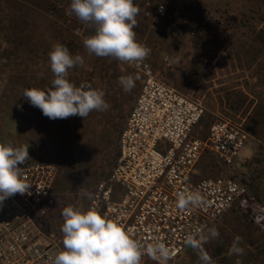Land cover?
I'll return each instance as SVG.
<instances>
[{
    "label": "rangeland",
    "instance_id": "rangeland-1",
    "mask_svg": "<svg viewBox=\"0 0 264 264\" xmlns=\"http://www.w3.org/2000/svg\"><path fill=\"white\" fill-rule=\"evenodd\" d=\"M71 0H0V143L29 148L26 162L57 167L52 196L38 214L47 240L63 246L62 209L87 210L96 186L108 179L118 157L120 135L142 87L141 76L113 57L89 54L83 45L94 29L70 14ZM140 12L136 40L153 50L157 77L203 104L199 127L205 135L216 121L229 120L250 135L241 156L226 164L207 155L202 178H232L264 204V0H134ZM164 5L166 18L155 11ZM158 27L156 31L154 27ZM60 43L83 65L68 70L75 86L82 82L104 93L110 105L84 119H49L23 97L25 89L47 90L54 75L49 52ZM131 75L125 92L119 77ZM216 228L219 237L211 238ZM236 237L243 255H228ZM213 264H264V227L230 212L199 241ZM141 264H152L144 263ZM173 264H200L192 249Z\"/></svg>",
    "mask_w": 264,
    "mask_h": 264
},
{
    "label": "built area",
    "instance_id": "built-area-1",
    "mask_svg": "<svg viewBox=\"0 0 264 264\" xmlns=\"http://www.w3.org/2000/svg\"><path fill=\"white\" fill-rule=\"evenodd\" d=\"M155 13L166 18V7ZM144 46L151 50L145 60L123 62L141 76L142 87L120 135L112 172L96 186L88 208L94 206L118 223L142 245V252L146 244L163 241L174 253L167 264H173L188 254L187 236L199 242L230 212L243 213L264 227V204L232 178L200 176L207 155L232 164L250 135L229 120L216 121L200 135L205 107L162 82L154 69V52ZM20 167L22 179L31 186L0 204V264H53L64 248L43 235L38 214L51 199L57 167L44 162ZM181 193H199L202 203L178 208ZM142 262L157 264L146 253Z\"/></svg>",
    "mask_w": 264,
    "mask_h": 264
},
{
    "label": "clouds",
    "instance_id": "clouds-1",
    "mask_svg": "<svg viewBox=\"0 0 264 264\" xmlns=\"http://www.w3.org/2000/svg\"><path fill=\"white\" fill-rule=\"evenodd\" d=\"M69 12L94 29V34L83 40L89 54L113 57L126 63L142 62L149 56L151 50L136 40L134 28L140 9L134 0H71ZM49 58L54 75L51 87L46 91L37 88L23 91V97L44 116L53 120L72 116L86 119L91 112L106 111L110 107L102 91L91 89L86 82L77 87L67 79L69 69L83 65L84 58L80 54L73 56L67 47L56 43ZM119 84L129 92L135 81L131 75L121 76ZM28 159L29 148L0 143V204L9 197L28 192L31 185L22 179L20 167ZM84 195L93 200L92 193ZM201 203L199 193H181L177 199V207L181 209ZM61 216L64 250L55 255L53 264H141L145 253L157 264H167L174 255L163 241L146 244L142 252V245L129 232L94 206L84 210L67 205ZM210 236L219 237V231L210 229ZM239 242L240 238L236 237L229 248V256L244 254ZM186 244L197 250L200 264H213L212 257L193 236L186 237ZM236 264L241 262L237 260Z\"/></svg>",
    "mask_w": 264,
    "mask_h": 264
},
{
    "label": "water",
    "instance_id": "water-1",
    "mask_svg": "<svg viewBox=\"0 0 264 264\" xmlns=\"http://www.w3.org/2000/svg\"><path fill=\"white\" fill-rule=\"evenodd\" d=\"M191 250H192V248H191V247H189V248H188V252H190Z\"/></svg>",
    "mask_w": 264,
    "mask_h": 264
}]
</instances>
